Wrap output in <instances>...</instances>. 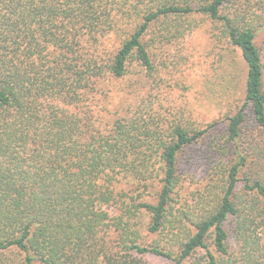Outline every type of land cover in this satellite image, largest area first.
<instances>
[{"label":"trees","instance_id":"trees-1","mask_svg":"<svg viewBox=\"0 0 264 264\" xmlns=\"http://www.w3.org/2000/svg\"><path fill=\"white\" fill-rule=\"evenodd\" d=\"M230 1L0 0V255H11L0 264H147L140 259L146 255L183 264L197 250L206 252L209 264H237L224 227L230 217L241 219L240 264H264L256 234L264 226V184L244 179V190L258 196L260 207L243 212L233 202L255 139L247 134L245 149L235 145L247 111L264 132V67L254 28L223 13ZM191 15L222 24L246 78L244 102L227 122L235 159L223 196L181 239L177 231L186 212L171 211L178 156L214 124L194 131L177 126L162 139L133 118L106 119L91 107L98 83L107 75L122 78L129 59L152 71L143 38L157 25L168 31V20ZM174 27L180 32L182 23ZM107 44H114L110 54ZM123 180L142 192L158 187L155 200L125 201L117 192ZM113 233L119 239L112 246L106 237ZM161 233L178 242L176 252L143 242ZM209 236L216 255L206 245Z\"/></svg>","mask_w":264,"mask_h":264},{"label":"rangeland","instance_id":"rangeland-1","mask_svg":"<svg viewBox=\"0 0 264 264\" xmlns=\"http://www.w3.org/2000/svg\"><path fill=\"white\" fill-rule=\"evenodd\" d=\"M223 13L240 16L243 24L254 28V42L264 67V0H231ZM172 21H167L168 31L157 25L143 38L152 71L147 73L134 58L129 59L122 78L107 75L98 83L91 108L93 113H100L106 119L133 118L141 129L158 133L162 139L168 138L177 126L194 131L214 124L202 140L178 156V183L171 211L176 216L186 212L182 227L177 231L184 239L194 233L192 222L205 212H212L223 196L227 171L235 159V147L227 140V122L244 102L246 66L239 50L224 37L220 22L203 15L184 16L179 18V22ZM177 23H182L178 28L181 33L174 27ZM113 47L114 44H107L109 54ZM262 83L264 91V73ZM247 134L255 138L254 145L248 149L250 155L238 174L233 197L234 204L243 212L251 210L252 204L260 207L258 196L253 191L244 190L245 177L264 184V132L253 122L249 111L235 145L245 149L243 138ZM157 189L148 188L143 193L137 190L133 180H123L117 192L125 194L127 202L132 197L152 203ZM117 210L115 215L120 214ZM123 219L126 220L125 217ZM147 222L148 217L144 215L141 224ZM240 223L241 219L230 217L224 225L229 236L230 259L237 260V264H240L241 241L237 236ZM256 234L259 235L260 249L264 251V226L261 225ZM118 237L119 233H113L106 237V241L113 246ZM171 237L161 233L145 237L143 242L155 241L176 252L179 244L173 243ZM206 245L214 254L211 236L206 239ZM10 257V254H3L0 260ZM140 259L147 264H170L164 258L151 255ZM183 264L209 263L206 252L197 250Z\"/></svg>","mask_w":264,"mask_h":264}]
</instances>
